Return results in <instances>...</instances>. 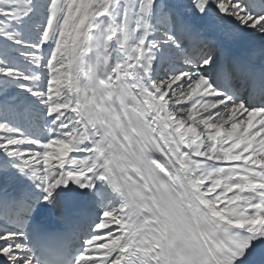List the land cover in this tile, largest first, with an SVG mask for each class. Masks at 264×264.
Returning a JSON list of instances; mask_svg holds the SVG:
<instances>
[{"label":"snow or ice","instance_id":"snow-or-ice-1","mask_svg":"<svg viewBox=\"0 0 264 264\" xmlns=\"http://www.w3.org/2000/svg\"><path fill=\"white\" fill-rule=\"evenodd\" d=\"M0 264H264V0H0Z\"/></svg>","mask_w":264,"mask_h":264},{"label":"bare ground","instance_id":"bare-ground-1","mask_svg":"<svg viewBox=\"0 0 264 264\" xmlns=\"http://www.w3.org/2000/svg\"><path fill=\"white\" fill-rule=\"evenodd\" d=\"M235 54L238 55V56H242L243 55V51L242 50L241 51H238ZM52 224H53V226H55V221H52Z\"/></svg>","mask_w":264,"mask_h":264}]
</instances>
